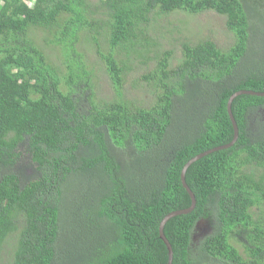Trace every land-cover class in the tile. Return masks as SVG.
<instances>
[{
	"label": "trees",
	"instance_id": "trees-1",
	"mask_svg": "<svg viewBox=\"0 0 264 264\" xmlns=\"http://www.w3.org/2000/svg\"><path fill=\"white\" fill-rule=\"evenodd\" d=\"M204 12L225 18L226 51L166 21ZM241 90L264 92V0H0V255L12 241L8 264H167L182 167L232 140ZM231 111L237 142L187 169L195 208L163 228L172 264H264V97Z\"/></svg>",
	"mask_w": 264,
	"mask_h": 264
},
{
	"label": "rangeland",
	"instance_id": "rangeland-1",
	"mask_svg": "<svg viewBox=\"0 0 264 264\" xmlns=\"http://www.w3.org/2000/svg\"><path fill=\"white\" fill-rule=\"evenodd\" d=\"M91 3H96L97 0H90ZM28 4V3H26ZM29 5V4H28ZM173 19L176 21L173 22V28L182 29L186 32H191L193 34V40L197 38L199 39H207L212 41L216 44V46L226 51L229 47L233 44L234 39L233 35L230 31L227 30L225 27V18L223 16H219L214 12H204L198 15H187L183 13L179 14H172V17H168L166 21L171 23ZM164 23V21L162 22ZM176 35L172 37H167V42L169 47L174 50V54L176 58L180 56V44L179 41L176 39ZM166 44V40L162 41ZM256 49V48H255ZM101 50L102 53H106L107 48L103 43H101ZM85 57L87 58V62L89 63L90 67L95 69L97 72L96 80H95V88L96 94L101 99H108L112 96V90L109 86L108 79L101 69L99 65H101L102 61L95 52H84ZM58 54L50 55V61L55 65L57 64L60 59ZM173 63V65H175ZM98 65V66H97ZM100 68V69H99ZM143 72L138 68H134L131 76L128 78L126 85H124V89L126 90V94L130 99H141L143 97V81L141 80V74ZM198 234L200 236V232L203 235H207L208 228L206 225L199 224ZM13 242L9 241L8 246H5L3 249L2 254L0 255V264H8L12 259V247ZM12 247V248H11Z\"/></svg>",
	"mask_w": 264,
	"mask_h": 264
},
{
	"label": "water",
	"instance_id": "water-1",
	"mask_svg": "<svg viewBox=\"0 0 264 264\" xmlns=\"http://www.w3.org/2000/svg\"><path fill=\"white\" fill-rule=\"evenodd\" d=\"M256 96V97H264V92H253V91H249V90H241V91H237L234 94H232L228 101H227V105H226V110H227V114L229 116L231 125H232V130H233V137L232 140L225 145L219 146V147H215L213 149L207 150L203 153L198 154L197 156L193 157L192 159H190L189 161H187V163H185V165L182 167V170L180 172V182L182 187L184 188V190L186 191L187 195L190 198V206L187 209H183V210H178V211H173L169 214H167L159 223V227H158V235H159V239L163 242L164 246L166 247L167 250V264H172V258H173V252H172V248L171 245L169 243V241L166 239L164 233H163V228L165 226V224L172 219L173 217L176 216H181V215H186L191 213L196 205V199L194 194L192 193V191L190 190V188L188 187L186 180H185V175H186V171L187 169L196 161L212 154L215 152H219L222 150H227L229 148H231L232 146H234V144L237 142L238 139V128L236 125V122L233 118L232 115V111H231V105L232 102L235 98H237L238 96Z\"/></svg>",
	"mask_w": 264,
	"mask_h": 264
},
{
	"label": "flooded vegetation",
	"instance_id": "flooded-vegetation-1",
	"mask_svg": "<svg viewBox=\"0 0 264 264\" xmlns=\"http://www.w3.org/2000/svg\"><path fill=\"white\" fill-rule=\"evenodd\" d=\"M200 226H198V229H199Z\"/></svg>",
	"mask_w": 264,
	"mask_h": 264
}]
</instances>
